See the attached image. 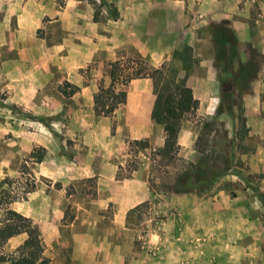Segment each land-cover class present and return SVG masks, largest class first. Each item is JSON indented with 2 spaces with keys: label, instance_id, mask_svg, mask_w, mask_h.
Masks as SVG:
<instances>
[{
  "label": "rangeland",
  "instance_id": "rangeland-1",
  "mask_svg": "<svg viewBox=\"0 0 264 264\" xmlns=\"http://www.w3.org/2000/svg\"><path fill=\"white\" fill-rule=\"evenodd\" d=\"M1 1V55L6 60L17 57V49H10L11 43L19 45L23 55L17 71L20 82L17 77L5 83L4 67L7 70L14 67L12 64L0 66V196L2 201L10 199L5 206L12 208L15 200L26 198L37 178L32 170L36 162L50 155L59 168H64L65 164L84 157L90 146L94 147L93 136L89 134L99 131L117 141L116 160L122 154L127 157L124 165L118 167L119 177L138 166L142 160L138 149L150 158L148 182L152 197L128 213V223L135 230L127 237L131 243L127 264L130 260L147 261V264H264V171H255L254 161L242 156L244 150L240 147L223 150V142L219 150L210 146L208 136L212 127L219 129L222 123L215 121L206 125L204 119L198 120L197 147L202 155L194 166L179 158L177 150L172 152V158L162 157L158 163L153 151L149 153L143 143L135 144L131 140L124 103L117 104L108 115L98 114L91 105L72 107L75 105L70 97L60 90L62 86L69 89L64 85L65 74L72 79L76 75L75 80L81 85L95 84L97 90L109 84L107 61L134 49L125 44L112 46V31L117 27L114 23H126L135 16L136 25L149 24L155 32L167 29L174 33L190 23L192 4L206 5L207 0H106L118 8L119 16L97 21L92 19L94 5L88 0H41L39 11L34 4L26 5L27 0ZM45 1L58 11L65 8L63 16L60 18L54 10L51 12ZM44 4L47 7L42 8ZM211 6L214 7L213 2ZM202 8L207 11L206 7ZM89 24L94 25L92 30ZM227 26L228 20H221L209 24L208 28L214 38L215 35L220 38ZM84 27L86 34H94L102 27V37L93 36L98 49L77 71L72 68L69 72L66 63L70 61L63 60L67 56L66 43L71 50L75 48L70 57L72 61L83 60L93 52L90 47L79 45V32H84ZM56 47H60L57 57L49 59L48 52ZM34 53L36 59L32 58ZM102 58L106 62L100 66ZM238 83L240 90L235 99L240 98L246 86L244 78ZM119 88L124 85L117 84L115 91ZM217 134L224 136L221 132ZM14 148L21 150L14 154ZM223 151L227 154H222ZM172 166L179 169V179L170 178ZM54 184L57 186L59 182ZM93 186V177L75 178L66 190L91 198ZM72 205L65 204L64 219L73 215ZM2 210L0 206V215ZM109 211L110 208L106 213ZM17 241L5 242L0 252L15 251Z\"/></svg>",
  "mask_w": 264,
  "mask_h": 264
},
{
  "label": "crops",
  "instance_id": "crops-1",
  "mask_svg": "<svg viewBox=\"0 0 264 264\" xmlns=\"http://www.w3.org/2000/svg\"><path fill=\"white\" fill-rule=\"evenodd\" d=\"M39 1L27 0L26 5L31 7L34 4L38 6L35 10L39 11ZM2 2L0 0V7ZM45 2H48L50 11L54 10L60 18L65 13V8L58 11L49 1ZM202 7H206L207 11ZM191 8L194 11L193 16H189L190 23L182 25L174 33L170 30L167 32V29L155 32L156 29H152L149 24L142 27L136 25L135 16L127 19L126 23H114L117 27L112 31V46H131L152 64L174 66L177 75L185 77V83L191 88L196 102L194 113L182 119L177 132L176 154L179 158L193 163L200 160L202 151L198 149L197 142L200 131L198 120L201 118L206 125L217 121L223 126L219 129L212 127L208 136L210 146L219 150L220 142H223V150L240 147L244 150L241 155L254 161V170L263 172L264 0H207L206 5L193 3ZM197 15H201V19H197ZM221 20H228L227 27L235 36L233 53L226 43L217 44L208 28L209 24ZM89 28L92 30L94 25L89 24ZM83 30L85 32V27ZM84 32H79L78 42L93 50L91 56L72 61L70 57L75 48L71 50L70 45H67L69 43H62L68 49V58L63 56V60L70 61L66 63L69 72L83 65L98 49L99 44L93 36L102 37V27L94 34ZM117 34L119 36L116 39ZM11 46L10 49H17L14 59L6 60L0 50V66L12 64L14 67L13 70L4 67L2 78L5 83L17 77V81H21L17 71L23 55L19 45L11 43ZM59 48L48 52L49 59L57 57ZM35 53L32 58L36 59ZM99 62L103 66L106 59L102 58ZM64 78L75 88V92L69 96L70 102L75 105L72 107L94 106L95 84L81 85L75 80L76 75L72 79L69 74H65ZM240 78H244L246 86L240 98L235 99L233 97H237L240 90ZM124 90V112L131 140H146L145 151H153L159 163L163 158L157 150L164 145L165 130L161 123L151 117L156 97L152 80L149 77L133 78L124 85ZM224 92H229V96H224ZM220 132L224 136L217 134ZM89 136H93L94 147L90 146L84 157L76 158L69 165L65 164L64 168H59L50 155L36 162L32 168L37 176L34 185L26 198L12 203L13 209L30 217L38 226L42 237V255L48 258L49 264H127L126 257L131 248L127 237L135 230L128 223V213L152 197L148 182L150 158L145 152L138 149L142 156L138 166L119 177L118 167L124 165L127 157L122 154L119 161L115 159L119 152L114 147L117 141L113 142V138L99 131ZM8 149L11 150L10 147ZM14 150V154H17L21 148ZM179 172L178 168L172 166L170 178L177 179ZM89 177L94 179L93 197L85 198L74 190L67 192L66 186L73 179ZM55 182H59V185L56 186ZM69 202L73 204V215L64 219L65 204ZM108 208L110 211L106 213ZM25 236L19 233L6 242L17 239L20 245ZM128 263L147 264V261L141 263L139 260H130Z\"/></svg>",
  "mask_w": 264,
  "mask_h": 264
},
{
  "label": "trees",
  "instance_id": "trees-1",
  "mask_svg": "<svg viewBox=\"0 0 264 264\" xmlns=\"http://www.w3.org/2000/svg\"><path fill=\"white\" fill-rule=\"evenodd\" d=\"M94 5L92 19L94 21L102 20L106 17L117 19L119 10L106 0L97 2L96 0H88ZM104 4V15L101 14V7ZM220 38L215 39L217 44L226 43L229 49L233 51L235 36L231 29L224 28ZM106 73L110 82L107 86H99L94 93V110L98 114L108 115L119 103L125 102L126 92L124 88L115 91L117 84L125 85L131 79L138 77H149L152 80L153 91L156 95L154 105L151 111V117L164 126L165 142L164 145L157 150L162 157L171 156L172 152L177 150L176 136L182 119L194 113L195 98L193 97L191 88L186 85L185 77L177 75L174 66H153L149 61L136 49L131 53L122 55L106 63ZM64 85L69 89L61 87V91L65 96H70L75 92V88L65 81ZM224 96L228 97L229 92H224ZM133 143H143L146 146V140L134 139ZM172 158V157H170ZM189 166H194L193 162H188ZM183 172L180 174L183 175ZM179 179V178H178ZM3 197V195H2ZM10 199L3 200L0 196V206L3 207L0 215V247L12 236L19 233H25L23 242L18 245L15 251L6 254L0 252V263L2 264H49L48 258L42 255L43 245L42 237L38 226L30 217L21 212L5 206ZM139 206V205H138ZM138 206H135V210Z\"/></svg>",
  "mask_w": 264,
  "mask_h": 264
}]
</instances>
